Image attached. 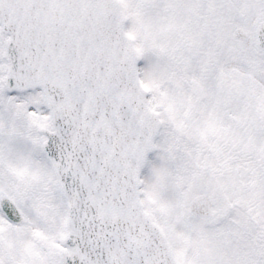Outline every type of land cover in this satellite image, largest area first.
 Returning a JSON list of instances; mask_svg holds the SVG:
<instances>
[{
    "label": "snow or ice",
    "instance_id": "snow-or-ice-1",
    "mask_svg": "<svg viewBox=\"0 0 264 264\" xmlns=\"http://www.w3.org/2000/svg\"><path fill=\"white\" fill-rule=\"evenodd\" d=\"M0 264H264V0H0Z\"/></svg>",
    "mask_w": 264,
    "mask_h": 264
}]
</instances>
